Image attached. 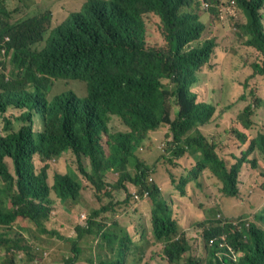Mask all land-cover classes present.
I'll return each instance as SVG.
<instances>
[{"label": "trees", "instance_id": "16d2710c", "mask_svg": "<svg viewBox=\"0 0 264 264\" xmlns=\"http://www.w3.org/2000/svg\"><path fill=\"white\" fill-rule=\"evenodd\" d=\"M78 1L81 10L70 12L51 27L53 14L41 12L43 9L37 4L21 20L11 22L4 9L5 2L0 0V64L3 68L12 62L17 66L12 76L6 78L0 73V119L5 132L0 134V185L5 199L0 200V224L10 225L21 217L34 222L38 231L45 233L43 220L49 219L55 197L65 206L76 204L84 180L85 187L91 191L94 187L99 202L109 200L108 206L92 213L95 219L105 212H111L112 217L98 224L92 216L88 218L81 213L71 228L79 232L78 223L88 222L86 233L96 235L98 243L102 238L107 240L106 246L99 247L110 254L100 255L98 264H139L144 260L140 254L149 251L146 247L135 252L131 261L125 262L129 249L138 245L129 233L133 219L125 221L124 226L115 224L118 230L109 235L105 232L110 226L108 222L114 221V210L121 204L134 203L135 196L130 191L133 188L139 202L145 204L141 211L135 208V215L144 211L146 214L140 215L143 224L133 222L132 230L145 241L144 225L150 216L151 242L160 247L158 251L150 249L153 254L143 264H156V259L167 264H203L205 255V264H213L216 254L226 253L232 246L236 257L233 255L235 262L231 264H264V208L254 215V221L262 222V226L243 221L244 211L223 217L221 209L214 208L192 238L189 229L179 231L183 213L176 210V214L174 198L166 195L168 178L181 197L188 194L187 185L209 188V181L213 180L222 187L223 195L238 199L244 192L242 175L250 157L254 169L264 161V130L258 127V120L250 119L255 108L264 106L261 97L243 110L245 118L241 120L240 131L233 127L240 120L233 117L236 120L229 129V137L240 148L239 152H231L233 159L221 156L219 143L202 132L216 113L225 118L234 107V102L222 106L214 96L207 100L192 93L202 81L201 70L220 47L215 35L198 45L206 31L199 6L204 1L213 9L221 8L222 0ZM233 1L238 10L227 2L230 7L226 11L212 13L223 17L227 12L235 17L238 12L246 17V23L236 27L242 31L240 36L246 50L242 58L250 66L251 75L243 86L240 81H230L242 92L240 100H245L250 80L264 79V0ZM183 7L187 8L182 10ZM151 12L161 19L167 47L147 43L143 16ZM47 32L44 46L34 48ZM239 66L240 62L235 68ZM26 67L31 68L32 78L26 76ZM52 79L82 80L86 82V95L78 97L66 91L49 100L46 93ZM229 99L222 100L229 103ZM10 109L21 111L14 118L20 123L16 131L11 130V121L4 118ZM36 114H40L42 121L38 132L34 130ZM110 125L123 128L112 131ZM161 127L167 128L164 138L155 140L153 133ZM158 143L163 151L155 163L149 164L155 155L149 159L144 152L153 153ZM187 152H196L198 160L195 166L186 167L188 172L184 176L174 167ZM63 153L66 157L68 153L74 168L67 165ZM6 158L13 163L15 177L8 172ZM36 161L40 164L38 170L34 167ZM56 164L64 167L53 168ZM129 164H133L134 174L127 171ZM115 171L120 176L114 189L128 191L122 202L111 192L100 191L105 185L109 187L103 177ZM261 174L264 176V169ZM252 185H258L255 177ZM236 221L238 225L234 224ZM71 247L73 256L64 258L65 264L79 263L81 246L72 242ZM198 249H203L202 258L196 255ZM90 264L97 263L90 261Z\"/></svg>", "mask_w": 264, "mask_h": 264}, {"label": "rangeland", "instance_id": "374dc122", "mask_svg": "<svg viewBox=\"0 0 264 264\" xmlns=\"http://www.w3.org/2000/svg\"><path fill=\"white\" fill-rule=\"evenodd\" d=\"M5 3L14 10L12 14V18H17L22 13V9L18 8L16 5V0H4ZM231 0H223V2H230ZM204 1L201 2V4ZM235 8L238 7L234 4ZM37 7L41 10V12H50L51 15V27L56 26L60 22L63 21L64 17L72 11L81 10V2L78 0H40L37 3ZM230 6L225 4L224 11H226ZM51 11H50V10ZM223 11V12H224ZM200 19L203 23H206V17L208 16V23L210 24L209 28L204 32L202 39L200 38V43L202 45V41L210 38L212 35L216 36V41L219 43V48L215 51V57L211 60L209 64H207L203 70H201L202 81L198 82L196 86L192 89L193 94H197L198 96L204 97V99L209 100L212 96H214L216 103L220 101L222 106H226L230 103L234 102V107L231 109L230 113L226 115L225 118H219L217 113L214 119L211 121V124L202 132L205 135L211 136L210 138L214 140L218 145V151L224 158H230L231 152H239L240 148L237 146L236 141L229 137V129L233 122V117H236L240 121L234 124L235 130H241L242 125H240L241 120L245 118L243 114V110L249 105L255 103L256 99L261 97L264 101V79L254 78L250 80V84H247V88L244 92L246 99L240 100L241 93L234 87L230 81H240L241 86L247 80L248 76H250V72L248 68L250 67L246 60L242 58V54H246L245 47L243 45L244 39L241 38L240 34L242 33L237 25L243 26L246 23V17L238 14L235 17H231L227 12L224 13L222 17L221 14H218V17L213 13L202 10L199 12ZM222 17V19H221ZM147 23V41L150 45L163 47L165 44L164 37L162 35V26L159 17L155 15H147L145 17ZM48 32L46 33V36ZM46 38V37H45ZM44 46V41L35 45V48L40 49ZM213 57V56H212ZM240 62L239 68H235L237 63ZM7 77L12 76L16 73L17 66L12 62L11 64L5 65V68L0 69ZM31 68L26 67L25 74L29 78H32ZM191 87V86H190ZM189 87V90H190ZM85 85L84 83L73 81V80H52V83L47 91V98L50 100L53 96L61 94L66 91L74 92L78 97H84L85 93ZM222 96V97H221ZM224 97H228V101L222 100ZM199 100V98H198ZM21 111L16 109H10L4 115V118H7L11 121V130L16 131L20 127V123L14 121V118L19 116ZM264 117V106L261 108H255V114L251 116V120H258V127H263L264 130V119H259ZM37 122L40 124V115L36 116ZM36 126V122L34 124V128ZM112 126H115L112 127ZM112 131L120 130L119 125H111ZM3 130V119H0V131ZM167 131L166 127H161L158 132L153 133V138L155 140H161L164 138V135ZM4 134V132H2ZM147 140L145 143H148ZM160 151H163V146L161 144H157L153 150V153H146L149 159L152 155H155L153 160L149 161V164L155 163L156 159L159 156ZM138 152V150H137ZM196 152H187L182 159H179V163L174 167V169L179 174H183L186 176L187 170L186 167H193L198 159H195ZM62 157H66V153L62 154ZM68 157V153H67ZM66 157L67 165L71 168H74L75 165L72 162L70 157ZM253 157H250V163L244 167V172L242 175V186L244 188V192L242 197L240 198H230L222 194V187H219L215 184V181H209V188L206 186L203 189L198 187H193L191 184L187 185L188 194L185 197H181L177 188L174 185H170L169 178L167 182V193L166 195H170L174 198L173 207L175 211H181L183 213V217L181 218V223L179 227V231L183 230V228L189 229V232H192V238L196 237V232L202 229V222L209 216H211L212 210L215 208L216 210L221 209V213L223 217H231L240 212H243L244 220L247 222H255L259 226H262V222L254 221V215L260 212L264 208V176L261 174L264 169V161L260 162V167L254 169L252 167ZM12 171L11 165H9ZM35 170H38L40 167L39 161L34 162ZM64 167V166H63ZM59 165H53V168H63ZM87 167V166H86ZM89 167H87L88 169ZM262 168V169H261ZM121 170V169H120ZM122 171V170H121ZM127 171L131 174L135 173L133 169V164H129ZM203 175V173H202ZM119 171L111 172L106 175L104 178V182L109 184V187L105 185L104 190H100L101 193L107 194L106 191L111 192L113 197L122 200L127 196L128 191H116L115 185L119 179ZM175 176L179 177L175 174ZM256 178L258 181V185L253 187V178ZM87 183L82 180V190L79 191V199L75 207L73 205L67 204L65 206L61 202L63 206L70 207L67 210L63 208H59L57 205L59 202L57 201L55 207L52 206L53 211L48 213V220H43V227L45 228V234H41V239L44 243L39 244L38 250H35L34 259L38 264H65L64 258H72V253L70 252L71 244L68 242H75L76 234L73 232L74 238L71 236V228L75 226L76 221L78 219L79 214L84 213L85 215L92 216L94 222L98 224H102L106 222L108 219H111V212L102 213L98 220L95 219L92 214L95 210L102 208L103 206H108L109 200H105L103 203L99 202L95 198V190L85 187ZM253 187V189H252ZM132 186H130V189ZM131 193L136 194V189L133 188L130 190ZM134 195V196H135ZM138 197V195H137ZM135 198V197H134ZM133 199V198H132ZM135 200H138L136 203ZM134 203L129 202L128 204H121L114 210L113 219L114 221H109L110 225L108 228H105V232L107 235L112 233L115 230H118V224L124 226L128 219H133L132 224L129 229V233L136 238L134 241L137 242L138 245H134L129 251L126 253L125 262L131 261V257L135 256V252H140L143 249H149L147 253L140 254V257L145 258L149 257L151 254L150 249L160 250V247H156V242L152 241L150 238V230L152 225L150 223V216H148V224L144 225V230L142 231L145 241H141L138 233H135L133 228V222L142 223L140 219V215L146 214V211L143 213L136 214L135 208L141 211L142 208L145 207L143 202H139V198H135ZM245 202L247 205L245 206ZM144 205V207H143ZM221 206V208L219 207ZM72 207V208H71ZM111 211V210H110ZM176 211V214H177ZM124 222V223H123ZM118 223V224H117ZM115 224L118 226L116 227ZM143 224V223H142ZM200 224V227L198 226ZM238 225L239 223L236 221L234 223ZM246 232H248V225L245 228ZM54 231L57 234L54 235L51 232ZM104 234V233H102ZM103 236V235H102ZM77 244V242H75ZM117 242H115L116 244ZM158 243V241H157ZM81 244V261L90 264V261L96 262L98 264L100 260V255L110 254L109 251L103 250L101 251L100 246H106L107 240H100L98 243L97 237L95 236H87L85 237L81 243L78 242V245ZM154 244V245H153ZM159 244V243H158ZM160 244H162L160 242ZM36 248V245L34 246ZM147 247V248H146ZM196 247V246H195ZM115 252V251H113ZM43 253L45 254L43 256ZM203 249H198L196 255L201 256L202 258ZM206 258V257H205ZM203 259V258H202ZM204 260V259H203ZM1 262V257H0ZM4 263V262H3ZM79 264V263H78ZM229 264V261H227Z\"/></svg>", "mask_w": 264, "mask_h": 264}, {"label": "clouds", "instance_id": "9594fccd", "mask_svg": "<svg viewBox=\"0 0 264 264\" xmlns=\"http://www.w3.org/2000/svg\"><path fill=\"white\" fill-rule=\"evenodd\" d=\"M38 1L39 0H16L17 7L22 9V13L17 18H12V14L14 13V10H12L6 3L4 4L5 5L4 9L9 14V18L11 19V22H15V21L21 20L23 18V16H25L28 12H30L33 8H35V6H36ZM222 2H223V0H222ZM230 2L233 5L235 4V2L233 0H231ZM223 4L224 5H222L221 8L213 9L208 3L204 2V3L200 4L199 12L202 11V10H207V11H209L211 13L212 12H223L224 8H225V4H227V2H223ZM185 8H187V7H183L182 10H184ZM150 14L156 16V14L153 13V12L147 13V14H145L143 16V19H144V22H145V26H146V40H147V32H148V30H147V23H146L145 17L147 15H150ZM213 14L218 17L219 13H213ZM67 16H68V14L66 15V17ZM160 21H161V19H160ZM209 26H210V24L208 23V16H207L206 17V30H207V28H209ZM162 35H163L164 40H165V44H164L163 47H167L168 43H167V40L165 38L163 29H162ZM46 38H47V36H46ZM46 38L44 37V39L42 40V41H44V43H45V39ZM7 39L8 38L6 37L5 41ZM147 43H148V41H147ZM198 45H201L200 40H199ZM151 46H153V45H151ZM33 47L35 48V46H33ZM2 68H3V66H1V64H0V69H2ZM4 68H5V64H4ZM0 73L4 74L1 70H0ZM4 75L6 76V74H4ZM6 78H7V76H6ZM52 80H54V79H52ZM58 80L78 81V82L84 83V85L86 86V82H84L82 80H79V79H58ZM84 91H86V87H85ZM36 116H37V114L34 116V122H36V126H35L34 130L36 132H38V131L41 130L42 121H41V117H40V124H39L37 122V120H36ZM119 126H120V129L123 128L122 125H119ZM110 128H111V125H110ZM2 132H3V130H2ZM2 132L0 131L1 135H2ZM4 134H5V132H4ZM104 148L106 149V146H104ZM5 164L7 165L8 172L13 177H15L14 166H13V163H12L11 159L6 158L5 159ZM9 165H11L12 171H11V168H10ZM135 196H137V195H135ZM0 200L5 201L4 194H3V189H2L1 185H0ZM55 201H56V203H57V201L59 202L57 205H59V208H62V210H63V208H66L65 206L62 205V203H61L62 201L57 199L56 197H55ZM56 203L54 205H52V206L55 207ZM5 206L7 208L10 207V205L8 203H5ZM75 206H77V205H73L72 207H75ZM68 208H70V207H67L65 210H67ZM15 220L16 221L12 222L10 225L0 224V257H1L0 264H38V262H36V260L34 259L35 250H38L37 246L39 244L44 243L43 240L41 239V236H42L41 234H45V233H40L38 231V229L36 228V225H35L34 222H31L29 220H24L21 217H17ZM78 225L81 227V230L79 232L78 231L77 232L76 231H71V236L73 238H74L73 232H75V234H76V238H75L74 241L77 242V244H76L77 246H81V244L78 245V242L81 243V241L87 236H95V237H97L94 234L86 233V230L89 228L88 222H85L83 224L78 223ZM56 234L57 233L55 232L54 235H56ZM68 242L72 245V243L70 242L69 239H68ZM211 243L213 244V241H211ZM35 245H36V248L34 247ZM8 246H12V248H9ZM71 248H70V252H71ZM44 255L45 254L43 253V256ZM233 255L236 257L235 249L232 246V247H229V251L228 252L216 254L215 257H214L215 261H213V264H227V261H229V264H231V261L235 262ZM72 256H73V254H72ZM205 257L207 258V255H205L203 257V259H204L202 261L203 264H205V262H206V258ZM79 258H80L79 264H87V263L81 261V257L80 256H79ZM112 260H113V256H112ZM155 263L156 264H167V262H159V261H157V259L155 260ZM76 264H78V263H76ZM139 264H143V262H141Z\"/></svg>", "mask_w": 264, "mask_h": 264}, {"label": "built area", "instance_id": "2783aa9c", "mask_svg": "<svg viewBox=\"0 0 264 264\" xmlns=\"http://www.w3.org/2000/svg\"><path fill=\"white\" fill-rule=\"evenodd\" d=\"M135 198H137V196H135Z\"/></svg>", "mask_w": 264, "mask_h": 264}]
</instances>
